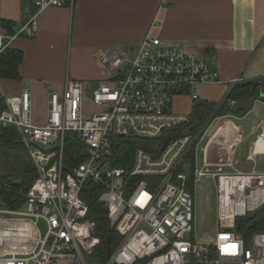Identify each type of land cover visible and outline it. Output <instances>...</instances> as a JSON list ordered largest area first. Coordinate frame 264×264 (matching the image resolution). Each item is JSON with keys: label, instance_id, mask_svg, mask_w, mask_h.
Segmentation results:
<instances>
[{"label": "built area", "instance_id": "2783aa9c", "mask_svg": "<svg viewBox=\"0 0 264 264\" xmlns=\"http://www.w3.org/2000/svg\"><path fill=\"white\" fill-rule=\"evenodd\" d=\"M73 2L33 0L27 21L9 34L0 31V52L16 37H32L44 9ZM98 61L108 79L90 90L67 80L50 92L42 121L32 116L28 90L3 97L0 128L17 130L36 177L17 192L24 198L20 208L0 200V264H92L100 239L87 218V182L99 187L98 200L119 235L102 264H264V231L245 240L236 226L237 218L264 208V171L204 170L218 124L203 165L194 162L191 180L183 171L217 120L214 107L201 119L197 106L198 88L219 81L214 64L150 33L135 48L102 49ZM177 96L191 102L190 112L176 110ZM74 139L80 150L67 158ZM136 139L147 148L121 156V140ZM205 177L214 179L216 192L215 236L208 243L196 241L194 231L195 187ZM10 182L0 179V191H10Z\"/></svg>", "mask_w": 264, "mask_h": 264}, {"label": "crops", "instance_id": "0c3cea01", "mask_svg": "<svg viewBox=\"0 0 264 264\" xmlns=\"http://www.w3.org/2000/svg\"><path fill=\"white\" fill-rule=\"evenodd\" d=\"M29 16L27 8L22 12L21 0H0V31L11 33L2 20L19 27ZM148 33L214 64L219 81L198 88L197 105H219L234 84L264 76V0H74L72 5L44 9L38 15L35 34L16 37L10 43L9 47L23 53L20 77L0 79V95L28 90L32 116L42 121L35 110L37 97L47 106L50 92L61 90L67 80L94 88L109 76L98 61L99 52L135 48ZM263 99H254L242 116L217 117L229 120L218 123L224 125L223 133L214 130L210 148L216 152L209 154V166L219 171H264ZM175 102L179 113L192 110L184 96H177ZM232 117L248 123L240 125ZM227 141L235 142L231 152L221 147ZM240 147V157L252 166H237Z\"/></svg>", "mask_w": 264, "mask_h": 264}, {"label": "trees", "instance_id": "16d2710c", "mask_svg": "<svg viewBox=\"0 0 264 264\" xmlns=\"http://www.w3.org/2000/svg\"><path fill=\"white\" fill-rule=\"evenodd\" d=\"M21 7L22 12H25V8H27L29 15L35 11L33 0H21ZM1 24L12 32V28L14 27L12 22L2 20ZM22 59L23 53L17 48L8 46L1 51L0 79L18 80L20 77L19 65ZM258 80H264V76L259 77ZM259 89L260 86H255L252 90L251 85L240 84V82L234 84L225 95L221 104L217 106L212 103L197 105L200 107L198 110L201 113V119L205 118L213 107L215 108L214 117L225 116L227 114L235 116L244 115L251 108L252 101L260 97ZM3 107V97L0 95V110ZM80 147L77 139L67 142V158H74ZM137 148L146 149V142L139 139L121 140L120 155H131ZM74 160L81 162L82 159L76 155V159ZM188 160H190L191 166L187 171V175L191 180L194 171L193 149L188 155ZM116 164L122 165L120 161H117ZM35 177V168L19 140L17 130L13 127L0 128V179L12 181L10 182V191H0V200L4 201L10 208H20L24 203V198L17 192L19 190L25 192ZM99 194L100 190L97 185L91 182L85 184L83 198L89 208L87 218L94 223L95 233L100 239V244L91 257L92 264H102L107 259L108 251H112L119 242V235L110 227L107 210L104 204L98 200ZM236 226L243 233L245 240H248L255 232L264 231V208L255 213L237 218Z\"/></svg>", "mask_w": 264, "mask_h": 264}, {"label": "rangeland", "instance_id": "374dc122", "mask_svg": "<svg viewBox=\"0 0 264 264\" xmlns=\"http://www.w3.org/2000/svg\"><path fill=\"white\" fill-rule=\"evenodd\" d=\"M137 47V46H136ZM41 97H37V107L35 108L38 111V114L41 113L40 118H43L45 115V103L41 102ZM214 115V114H213ZM213 117V116H212ZM251 117V116H250ZM253 117V116H252ZM228 118H222L220 120L213 121L206 129L203 138L195 145L194 148V162L197 165L202 166L204 163L205 156V145L208 141L210 132L213 128L220 122H228ZM232 120L241 124H247L248 120L237 121L236 118L232 117ZM219 124L214 128L215 131L224 132V125L219 126ZM213 130L212 133L215 131ZM242 147V146H241ZM238 150L236 164L241 166V164H246V166H252V163L244 162L242 155V149ZM26 152V151H25ZM190 160H188V155L185 162L183 163V171L187 173V169L190 165ZM207 172H217L221 169L214 166H205L203 167ZM225 170V169H224ZM228 171V170H226ZM152 185L158 182V178H150ZM8 218V216H6ZM215 225H216V192H215V181L213 178H202L199 184L195 187V221H194V231L195 239L199 242H211L215 236ZM38 228L43 232L45 229L44 223L40 220L37 223ZM92 261V260H91Z\"/></svg>", "mask_w": 264, "mask_h": 264}, {"label": "water", "instance_id": "95a60500", "mask_svg": "<svg viewBox=\"0 0 264 264\" xmlns=\"http://www.w3.org/2000/svg\"><path fill=\"white\" fill-rule=\"evenodd\" d=\"M240 84L251 85L252 90L254 89L255 86H260L259 95H260L261 97L264 96V92L262 91V89L264 88V80H258V79H247V80L240 81ZM251 92H252V91H251Z\"/></svg>", "mask_w": 264, "mask_h": 264}, {"label": "bare ground", "instance_id": "6f19581e", "mask_svg": "<svg viewBox=\"0 0 264 264\" xmlns=\"http://www.w3.org/2000/svg\"><path fill=\"white\" fill-rule=\"evenodd\" d=\"M234 143H235L234 141L223 142V143H221V147H222V149L231 152L233 150Z\"/></svg>", "mask_w": 264, "mask_h": 264}]
</instances>
